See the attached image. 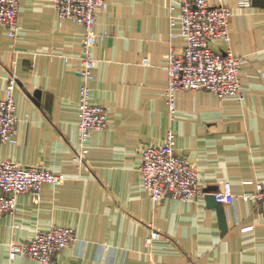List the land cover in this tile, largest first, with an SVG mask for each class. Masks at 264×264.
Instances as JSON below:
<instances>
[{"label": "crops", "instance_id": "0c3cea01", "mask_svg": "<svg viewBox=\"0 0 264 264\" xmlns=\"http://www.w3.org/2000/svg\"><path fill=\"white\" fill-rule=\"evenodd\" d=\"M18 1L17 36L0 24V99L11 71L17 74L15 132L0 141V160L41 165L66 179L44 183L38 202L17 194L13 213L0 214V264H40L27 256L11 261L8 245L53 225L73 227L77 235L55 264H264V212L239 197L264 184L263 0L249 7L208 0L233 10L229 42L214 39L210 46L242 57L245 99L182 89L173 116L165 97V54L170 47L180 51L186 39L170 38L167 0H106L95 16V31L105 37L91 49L90 87L91 100L107 110L108 125L90 132L82 164L73 156L83 27L60 17L53 0ZM169 130L175 152L196 168L205 192L198 199L155 203L142 186V149L163 143ZM224 182L238 195L235 202L208 204L206 195ZM150 229L161 236L148 244Z\"/></svg>", "mask_w": 264, "mask_h": 264}, {"label": "built area", "instance_id": "2783aa9c", "mask_svg": "<svg viewBox=\"0 0 264 264\" xmlns=\"http://www.w3.org/2000/svg\"><path fill=\"white\" fill-rule=\"evenodd\" d=\"M254 1L236 0V4L238 7H249ZM53 2L60 17L69 18L83 27L79 56L81 83L77 102L79 147L73 156L75 162L82 164L88 151L86 143L90 132L108 125L107 110L91 100L90 87L96 67L91 49L99 39L105 37V34L95 31V16L98 9L106 7V0ZM18 10V0H0V24L6 26L11 37L17 36L21 27ZM232 15L230 7L213 5L208 0H167L170 38L183 35L186 39V45L180 51L170 47L165 54V97L172 116L176 110V93L182 89L210 91L220 99L226 96H235L240 102L245 99V89L239 78L242 57L234 54L229 47L218 52L210 46L214 39L229 42V19ZM142 63L148 65L149 61L144 58ZM16 80L17 74L12 70L7 78L5 97L0 99V141H8L15 132L13 90ZM175 143V135L169 130L163 143L146 145L142 149L139 167L142 186L155 203L165 197L191 201L205 194L199 187L196 168L185 156L175 152ZM65 179L64 174L41 165H25L11 159L0 160V214L13 213L17 194L27 192L34 202H38L44 183L60 185ZM213 195L223 205L234 203L238 197L231 191L229 182H224L223 189ZM239 197L259 206L264 212V184H257L254 191L244 192ZM160 236V231L150 229L146 242L151 244ZM76 239L73 227L53 225L47 230L35 232L28 240L11 241L8 258L12 261L18 256H27L40 264H55L56 254Z\"/></svg>", "mask_w": 264, "mask_h": 264}, {"label": "water", "instance_id": "95a60500", "mask_svg": "<svg viewBox=\"0 0 264 264\" xmlns=\"http://www.w3.org/2000/svg\"><path fill=\"white\" fill-rule=\"evenodd\" d=\"M254 3H256V0L254 1ZM208 201V204H218V202L215 200L214 195L213 194H207L205 197ZM219 221H220V225L222 228L226 227V218L224 214H219Z\"/></svg>", "mask_w": 264, "mask_h": 264}]
</instances>
